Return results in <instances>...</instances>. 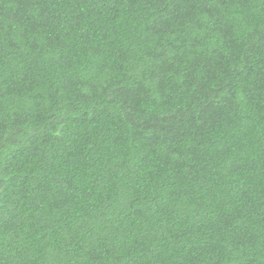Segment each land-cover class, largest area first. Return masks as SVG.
<instances>
[{"label": "trees", "instance_id": "obj_1", "mask_svg": "<svg viewBox=\"0 0 264 264\" xmlns=\"http://www.w3.org/2000/svg\"><path fill=\"white\" fill-rule=\"evenodd\" d=\"M0 264H264V0H0Z\"/></svg>", "mask_w": 264, "mask_h": 264}]
</instances>
